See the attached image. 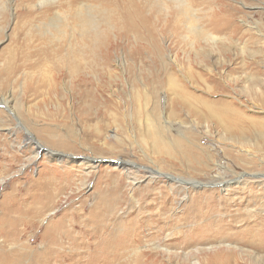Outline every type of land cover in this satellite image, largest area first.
Segmentation results:
<instances>
[{
	"label": "rangeland",
	"instance_id": "374dc122",
	"mask_svg": "<svg viewBox=\"0 0 264 264\" xmlns=\"http://www.w3.org/2000/svg\"><path fill=\"white\" fill-rule=\"evenodd\" d=\"M62 1L0 0V221L6 213L26 225L22 241L31 240L34 251L54 221H65L76 234L136 239L129 255L143 264H196L219 250H235L238 263L264 264V233L253 246L241 222L226 226L225 242L237 247L218 239L186 256L155 247L182 251L174 237L188 233L185 250L197 246L194 228L219 212L196 218L199 201L214 204L212 212H226V204L229 214L250 211L264 220L262 135L227 131L199 100H191L195 112L176 107L169 84L228 101L245 115L244 126L264 128V0H89L87 10ZM26 6L32 15L20 16ZM221 6L229 12L223 27L207 28ZM125 12L142 36L123 27ZM111 41L118 44L109 48ZM81 64L83 84L74 76ZM229 178L227 186L215 183Z\"/></svg>",
	"mask_w": 264,
	"mask_h": 264
},
{
	"label": "bare ground",
	"instance_id": "6f19581e",
	"mask_svg": "<svg viewBox=\"0 0 264 264\" xmlns=\"http://www.w3.org/2000/svg\"><path fill=\"white\" fill-rule=\"evenodd\" d=\"M48 1H50V0H39V3L43 4V3H47ZM55 1H59V0H55ZM182 1H185V0H182ZM62 3H64L67 8H75L76 10H83V9L87 10V9H90L93 5V2H91L89 0L88 1L87 0H65V1H62L60 3V5ZM185 5H187V4H185ZM135 8H136L135 14L137 16H140L141 15V12H140L141 8L138 6H136ZM218 12L219 13L222 12L221 13L222 16H220V19L216 15V14H218ZM218 12L216 13V10H214V12L209 15V19L206 22L207 28L212 29V30H215V29L217 30V29L223 27L224 24L221 22V20H222V18L225 19V17L228 16L229 12L228 11L226 12L225 8L223 9L222 6L219 8ZM32 13H33V11L29 7H27L26 9L19 10L18 14H20V16L25 17V16H31ZM54 15L56 18L62 19L61 18L62 14H60V12L58 10L55 11ZM139 19L143 20L144 18L140 17ZM144 21H145V19H144ZM122 22H123V27L126 30L136 31V33L141 35V33H140L141 29L139 28L137 21L134 19V14H132L131 12H125L123 19H122ZM194 28H196V30H198L197 28H199L201 30L207 31L208 32L207 38H210L213 41L216 40L214 37H212L211 32L208 29L203 28L200 25H196V26L194 25ZM126 30H125V32H126ZM149 32L153 33L152 30H150ZM114 44H118V41H115V42L111 41L109 48L112 47ZM109 60H110V57H109L108 53L104 54L102 57V62L106 64V63H108ZM82 64L80 65V67H78L77 70H76V68L74 69V73H75L74 76L76 77V81H79L83 84L86 82L87 70H85V69H87V68H86V66H84ZM163 71H165V70H163ZM101 74L102 73L100 72V75ZM10 77H11V75H10ZM208 79H211V76ZM169 84L171 85L170 86L171 92L175 95L173 97V102H174V104L176 103L175 104L176 107L182 108L184 105H186L190 111L195 112V110L198 109L195 106V102H197L199 100L198 102H200V101L203 102V107L207 110V114H209L211 117L217 118L218 121H220L219 123L227 131H229V129L230 130L233 129V130L238 131L242 135L250 134V136L256 137V136H258V134L256 135V130H257V132H259V135L261 134L262 137L264 138V128L261 127L262 125L257 122L254 124V126L252 128H249L246 125L244 126L241 123L243 120L241 121L240 117L242 115L243 116L242 118H245V115L242 114L238 109L232 108L231 107L232 104L229 103L228 101L217 99L218 100L217 102H213V101L207 100L208 98L205 99L203 97H195L191 93H188V91L186 90L187 88L185 86H182L180 83L172 81ZM211 90L215 91L216 88L213 87ZM192 99L195 102H192L193 101ZM216 104H219L222 112L220 110L214 109V106ZM196 113H198V112H196ZM196 115H198V114H196ZM202 117L204 118L206 116H202ZM229 119H230V123H229ZM155 135L150 134L149 137L151 138V140H153V142L159 143V141L156 139ZM36 143L39 147H42L41 143H39V142H36ZM254 143H255V141H254ZM257 146H259V145H257ZM262 150H263V148H262ZM52 152H54V151H52ZM118 161L120 163H126L127 162L125 160H120V159ZM255 174H257V173H255ZM170 176L172 179L180 181V182L186 181V182L192 183L194 185L201 183V181H191V180L187 181L186 179L177 178V177H174L172 175H170ZM263 176H264V174L258 175V177H261V178ZM240 179H241V177H237L236 181L237 182L238 181L239 182H243V181L245 182L246 181V180H242V179L240 180ZM232 180H233V178H229V180L223 179L221 181L219 179L218 181H215V183L218 182V183L222 184L223 186H225V185L227 186V185H229L230 181H232ZM221 200H225L224 202L227 203L229 198H225V199L223 198ZM235 202H236V200H235ZM196 203L197 202H195V204ZM198 203H200L202 205V208H201V210L199 209V211L196 212V214H197L196 218L201 217L204 214L207 215L210 212L211 213H217L218 211L219 212L215 216L213 215L212 219L207 220L208 222L200 224V227H197V229L194 228L193 233L194 234L196 233L195 234V236H196L195 241H197L196 242L197 246H194L191 249L185 250L186 246H188L187 240H189V237H190L189 236L190 233H188L186 235L183 234L181 236L177 235V237H174V238L177 239L179 237L181 239L179 241H177L176 243H173V244L171 243L173 245V247H176V249L181 248L182 251H180V250L175 251V250H172V248L171 249L165 248L159 244H157L155 246L156 248H161L162 251H165L167 253H169L171 251L172 254L175 256H182V255L186 256L189 254H193L194 249H195V251L199 252L203 249H206L207 247L211 248L210 246L215 245L214 242H215V240H218V239H221V241H222L220 244H225L226 242L224 239H228V237H227L228 233L226 232L227 231L226 226H228V228H231L229 226L235 225L232 222H235V223L241 222L242 223V225L245 227V229H243L241 232L246 231L248 233V235H246V240L249 241L253 246L256 245L257 240L264 233V220H260L261 215L255 213V212H254V214H251L250 211L241 212L238 214L237 213L229 214V209H228L229 207H228V205L226 206V204H225V208L223 209V210H226V212H223L222 209H220V208L218 210L212 212L214 210L212 208L214 206V204H206L205 201H199ZM192 204H193V202L188 205V208H190ZM237 204H241V203L238 202ZM229 206H230V204H229ZM203 207L205 208L204 211L202 210ZM13 212H16V210H14ZM224 213L227 215H223ZM229 215L231 217V218H229L230 220L229 219L226 220V217H229ZM4 217H3L2 221H0V264H58V263L59 264H63V263L64 264H128L131 261H135V264H137V262H140L142 264L144 263V260L142 259V257L135 259V257H132L129 255V253L131 251L135 250L134 247L137 245V243H135L133 241H135L136 239H133V238L129 239V236H127L128 240L126 241V243H128V241L130 243L126 244V243H124L125 239L122 237V235H120L118 242L115 243L114 242L115 239H113L109 235V233L106 236H102V237H98V238H97V236L100 233H97V235H96V232L93 233L90 230H84V231L82 230L81 232H78V234H76V233H74V227L75 226L73 225V222H71L70 226L67 228L65 225V221H54L52 226L48 227L45 230V233L42 234V238H43L42 239V245H40L38 251H34L32 249L31 240L28 239L27 241H22V236H24L27 232V229H26L27 226L24 225L23 228L22 227L20 228L19 226L21 225V221H17V219H13V218L9 217L8 215H6V213H4ZM8 220H13V221H8ZM25 224H28V222H25ZM70 227H72V228H70ZM106 228H103L102 230H100V232L107 230ZM191 235H193V234L191 233ZM119 241H121V242L119 245H117L119 243ZM212 241H214V242H212ZM225 245H227V246L234 245L235 247H237L236 244H231L229 242H227ZM239 247H241V246H239ZM237 249H239V248H237ZM240 249H242V248H240ZM180 252H182L183 254ZM234 253H235V250H233V251L232 250L231 251L219 250V251L213 252L210 255H207V256L199 259V262L196 264H243V263H238L239 260H237V262L234 261V259L237 258L235 256L236 254H234ZM82 254H85V256L89 257V259L87 260V263H84L85 261L84 262L81 261L82 260V258H81ZM139 254H141V252ZM127 255H129V259L128 260H126V259L122 260ZM137 255H138V253H137ZM137 255H136V257H137ZM127 261H129V262L127 263ZM193 264H195V263H193Z\"/></svg>",
	"mask_w": 264,
	"mask_h": 264
},
{
	"label": "water",
	"instance_id": "95a60500",
	"mask_svg": "<svg viewBox=\"0 0 264 264\" xmlns=\"http://www.w3.org/2000/svg\"><path fill=\"white\" fill-rule=\"evenodd\" d=\"M100 160H102V159H100Z\"/></svg>",
	"mask_w": 264,
	"mask_h": 264
}]
</instances>
